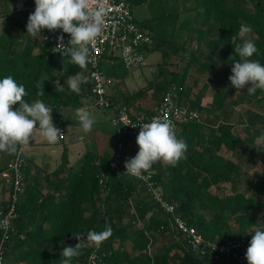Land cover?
Here are the masks:
<instances>
[{
    "label": "trees",
    "instance_id": "trees-1",
    "mask_svg": "<svg viewBox=\"0 0 264 264\" xmlns=\"http://www.w3.org/2000/svg\"><path fill=\"white\" fill-rule=\"evenodd\" d=\"M200 9L204 10L202 25L195 26L192 37L185 40L187 44L196 41L195 49L187 47L186 43L173 47L180 57L169 66L159 67L161 77L169 75L171 78L155 84V96L160 95L162 99L171 94L178 104L198 111L201 116L203 113L214 115L218 120L227 117L232 107L262 105L264 90L257 89L255 94L249 95L248 86L239 92L231 87L229 93L216 90L210 109H206L201 92L193 93L189 76L194 68L192 76H199L194 80L196 84L201 82L198 79L208 75L214 76L211 80L223 88L230 85L228 77L233 60L229 57L235 55V46L243 43L239 34L241 24L252 27L245 38L255 36L252 41L258 49L249 59L264 65V0H198L196 10ZM5 15L2 34L6 38L0 43V79L10 75L18 84H23L28 93L24 100L28 103L41 100L52 109L82 108L81 99L93 96L88 66L81 69L67 63L69 57L62 59L61 55L52 54L47 45H37L26 33L28 16H16L11 11ZM59 31L70 38V34ZM157 50L159 46L154 43L147 54ZM176 55L175 52L172 57ZM183 62L186 66L180 73L177 68ZM171 66L177 67L176 70L169 68ZM77 73L87 77L79 94L72 92L66 83L69 76ZM44 76L47 82L42 80ZM57 84L63 86V91L58 87L55 90ZM148 87L126 94L121 100L113 101L114 105L121 106L122 100L128 105L130 100L142 98ZM16 107L18 105L13 106ZM155 114L156 110H147L144 116L149 118ZM200 122L179 128L177 139L187 145L186 158L176 167L157 161L147 172L153 175L159 194L175 205L178 215L198 229L207 242L226 243L241 237L251 240L253 231L264 230L254 216L255 212H262L264 221V169L254 172L253 183L240 190V165L231 159H222L219 154L228 151L239 159H253V166L258 158L250 155L246 143L235 134V127L229 122L217 128ZM128 143L132 145L126 146L125 160L135 157L139 151L134 140L129 139ZM20 149L21 145L17 151ZM16 153L11 154L9 162ZM114 158L87 150L77 163H72L68 149L64 148L60 165L43 175L38 170L31 177L34 168L27 165L24 192L16 206V217L5 245V264H61L63 247H74L79 242L75 235H86L89 230L104 231L109 226L112 235L100 246V255H106L104 264H223L222 257L202 256L188 246L175 219L156 203L154 194L144 183L114 170L102 186L100 178L111 170ZM262 162L264 164V158ZM6 166L0 168V175ZM1 180L0 177L1 189H7ZM220 184L230 186L231 195L226 199L212 194L211 190ZM8 205V198L3 203L0 201V224ZM137 225L143 227L132 236L130 230ZM130 244L132 246L128 247ZM95 248L82 239L80 255L73 257L71 264H85Z\"/></svg>",
    "mask_w": 264,
    "mask_h": 264
},
{
    "label": "clouds",
    "instance_id": "clouds-1",
    "mask_svg": "<svg viewBox=\"0 0 264 264\" xmlns=\"http://www.w3.org/2000/svg\"><path fill=\"white\" fill-rule=\"evenodd\" d=\"M94 2L97 4L96 7L92 6ZM105 14L103 0H35V10L28 16L26 33L34 39L42 37L40 35L42 29L62 30L63 33L70 34L67 44L64 42L63 34L59 35L52 52L59 53L62 59L67 56L69 63L86 69L90 58L89 45L101 34ZM252 30L250 25H240L239 34L243 43L237 44L234 48L235 55L229 57L233 60L231 63L233 66L228 77L230 86L236 89V92L248 86L249 95L255 94L257 89L264 90V65L258 60L249 59L258 52L254 42L245 38ZM43 39L46 40L47 37ZM236 56L240 59L236 60ZM86 82L87 77L81 73L69 76L66 81L68 88L77 94L81 91V84ZM57 87L63 91L62 85H55V90ZM27 95L24 85L18 84L12 76L0 79L2 152L14 154L19 145H29L36 131L50 144H55L63 136L61 130L53 123L52 110L41 100L26 102L24 97ZM14 105L18 107L14 109ZM75 116L85 133L92 130L96 121L88 110L78 108L75 110ZM130 125L133 128L137 125L140 127L136 137L139 151L135 157L125 160L124 174L140 177L142 172L149 171L157 161L176 167L181 159L186 158L187 145L183 140L177 139L175 125L171 120L157 116L149 123ZM257 139L264 140V135ZM253 232L245 259L247 264H264V230L257 229ZM111 235L110 226L104 231L89 230L86 235H75L79 242L74 247H63L60 252L61 264H71L72 258L80 255L82 239H86L89 245H95L98 249Z\"/></svg>",
    "mask_w": 264,
    "mask_h": 264
},
{
    "label": "built area",
    "instance_id": "built-area-1",
    "mask_svg": "<svg viewBox=\"0 0 264 264\" xmlns=\"http://www.w3.org/2000/svg\"><path fill=\"white\" fill-rule=\"evenodd\" d=\"M106 8L104 16V24L101 34L95 41L89 45L90 58L87 63L89 76L92 81L93 96L96 99V106L104 110H114V124L118 131V142L114 160L111 162V170L104 173L100 178V184L106 185L110 178L111 171H117L119 174H124L126 146L129 139L134 140L140 131L139 125L133 128L130 124L149 123L153 117H161L169 119L175 125L176 137L179 128L193 122H200L202 116L198 111L191 110L188 107L178 104L171 94L164 96L161 99L160 105L156 109V114L152 117L144 115L136 117L131 113V110L126 106L114 105L110 99L108 89L114 84V79L105 75L101 70L103 59L108 56L117 57L122 62L124 68L128 72L147 64V49L154 44L153 35L146 29L140 26L136 21L130 0H103ZM93 7L97 4L94 2ZM35 10V4L28 3L26 0H17L11 13L16 16H29ZM6 18L5 12H0V23ZM62 33L59 30L49 31L41 30L40 43L47 45L49 51L54 55L52 48L57 43V37ZM64 36V35H63ZM43 37H47L46 40ZM70 39V38H69ZM64 36V42L67 44L69 40ZM129 124V125H128ZM64 138L66 130L63 126L58 125ZM27 165L26 154L23 150L17 151L14 159L8 163L4 171L1 173L3 185L8 190V210L1 220L0 224V264L6 263L5 245L9 240L12 221L16 217V206L21 200L22 193L25 188V167ZM128 175V174H125ZM131 176V175H129ZM134 177V176H131ZM138 181L144 183L151 194H154L156 203L163 208L167 214L172 215L175 219L180 232L185 236L188 246L196 253L206 255H217L222 257L223 264H247L245 253L249 246V237H241L226 243H211L207 242L203 235L195 227L189 226L176 211V206L168 202L157 191V183L150 172H142L140 177H134ZM152 247H149L151 251ZM100 247L95 248L87 258L85 264H104V255H100ZM228 262H226V261Z\"/></svg>",
    "mask_w": 264,
    "mask_h": 264
},
{
    "label": "rangeland",
    "instance_id": "rangeland-1",
    "mask_svg": "<svg viewBox=\"0 0 264 264\" xmlns=\"http://www.w3.org/2000/svg\"><path fill=\"white\" fill-rule=\"evenodd\" d=\"M11 0V4H12ZM132 3L133 0H130ZM148 2L143 9L140 7H134L133 12L135 17L140 21L144 22V29L148 30L154 37L155 46H159V50L155 53H150L147 56V64L135 69L132 72H128L119 61L118 58L113 60V65L107 61L103 62L101 65V70L107 76L110 73H114L117 79L114 81V87L118 89V92L131 93L142 87H148L150 83H154L153 86L148 87V91L145 96L141 99V105H134V111H139V108H147L149 110L155 111L158 107V103L161 96H155V84L162 83L165 78H171L169 75L160 76L159 67L169 66L172 61L180 57L178 51L172 50L173 47L184 44L187 42V37H192L193 28L197 25L200 20L202 21L203 15L199 14L196 10L198 0H146ZM200 19V20H199ZM200 21V22H201ZM200 24V23H199ZM4 31L3 23H0V43L6 38L2 33ZM255 39V36L251 38ZM189 43V42H188ZM194 45L196 47V42H190L187 47ZM21 46H19L20 48ZM20 50V49H19ZM172 51V52H171ZM176 52V56H173ZM182 56V55H181ZM172 57V58H171ZM173 59V60H172ZM186 62L180 63L178 68L171 66L169 68L175 69L182 73L185 69ZM190 82L189 85L193 93L201 92L203 96V105L206 109H210L211 100L213 99L214 92L218 89L231 91V86L228 84L227 87L216 84L211 79L214 76H206L198 79L201 81L199 84L194 83V80L199 76H192L195 73L194 68L190 70ZM44 82H47V76L42 78ZM113 87V88H114ZM109 93L113 91L112 88L108 89ZM88 103L96 105L95 97L89 99ZM46 105V104H45ZM90 105V104H89ZM56 114L57 117L61 115L60 108L52 109L50 106L46 105ZM261 106V107H260ZM260 106H238L232 107L228 110L227 117L216 119L213 115L208 116L206 113L202 114L201 124L204 126H210L212 128H217L219 124L229 122L235 127V134L239 136L245 143L250 155L258 158V163L253 166V159H239L234 153L224 151L220 153V157L224 160L231 159L240 165V174L242 180V186L240 190H243L246 186H249L255 180L254 172H261L264 169V164L262 159L264 158V140H259L258 137L263 131L264 124V103ZM76 109H65L64 117L73 120V132L70 133L65 139H58L59 142H66L67 145L73 146L77 149V152L82 151L84 148L89 150L97 151L100 155L105 158H111L115 155L116 144L118 141V134L116 128L112 122L113 110H104L94 106L92 108L93 112L91 116L95 119V124L90 132L85 133L80 127L79 121L75 116ZM141 111V110H140ZM115 118V117H114ZM84 134V140L79 139L80 135ZM11 159V154L7 152L0 151V168L8 164ZM214 196L220 199H226L231 195L230 186L227 184H220L214 187L212 190ZM255 219L258 225L264 226V221L262 219V212L254 213ZM143 225H137L135 228L130 230L133 236L135 232L140 231ZM260 228V227H258ZM257 229V228H256ZM130 244L128 247H131ZM136 252H134L135 254ZM226 261V260H225ZM228 262V261H226Z\"/></svg>",
    "mask_w": 264,
    "mask_h": 264
},
{
    "label": "crops",
    "instance_id": "crops-1",
    "mask_svg": "<svg viewBox=\"0 0 264 264\" xmlns=\"http://www.w3.org/2000/svg\"><path fill=\"white\" fill-rule=\"evenodd\" d=\"M16 1L17 0H13L12 1V4H11V0H1L0 1V12H5L6 13L8 11H11V9L14 7ZM26 1L28 3L35 4V0H26ZM147 3L148 2H146V0H133V2L131 3L132 11H133V8L134 7L135 8L136 7H140L141 9H143L144 6ZM197 11H199V14L200 15H203L204 14V10H202V9L197 10ZM133 15H134V12H133ZM134 17H135V15H134ZM135 19H136V21L139 24L144 23V22H140L136 17H135ZM200 21L196 25L198 28L200 27V25H202V21L201 22ZM1 23H3V25H4V21L1 22ZM143 26H141V27H143ZM34 40H35V42H36L37 45L40 44V39H34ZM37 48L38 47H36V50H37ZM192 49H194V45L192 46ZM105 61H107V62L110 61V63L113 65V60L110 57H107L106 56L103 59L102 63L105 62ZM119 61H120V59H119ZM66 62L68 63V59L66 60ZM109 77H111L112 79H114V81L116 80V82H117V79H116V76H115L114 73H112V74L110 73V76ZM113 87H114V85H112L110 87V88L113 89L112 92L109 93V91H108L109 97H110V99L112 101H119L124 96H126V94H128V93H125L123 91L120 93V92H118V89L116 87H114V88ZM136 91H138V90H136ZM136 91H134V92H136ZM134 92H131V93H134ZM92 97H94V96H92ZM92 97H90L89 99H91ZM142 98L139 97L137 99L130 100L128 102V105L125 103L124 100H122V103L120 105H123V106L128 107L131 110V113H132L133 116H137L138 117V116H141V115H145L147 113V110H149L147 108H139L138 109L139 111L133 112L134 111L133 110L134 109V105H141V101H142L141 99ZM89 99H87V98H82L81 99V101H82V108H85L86 110L89 111L90 114H92V112H93L92 108L94 106H96V105H93L91 103H88ZM211 102H212V100H211ZM59 108H60V111H61V115L59 117H57L56 114L53 113V123L55 124V120H57V127H58V125H61V126H63L65 128L66 135H65L64 138H60V139H65L68 135H70V133L73 132V126H74V124L72 122L73 120L71 119V115L70 114H69V118L64 117V110L65 109H74V108H70V107H59ZM112 115H113L112 116V122H113V125H114V127L116 128V131H117V127L114 124V117H115L114 110H113V114ZM117 134H118V131H117ZM79 137H80L79 139L84 140V134L80 135ZM116 147H117V144H116ZM64 148H67L68 149L70 161L72 163H77L79 161V159L83 156V154L87 150H89L88 148H84L82 151L79 150V152L76 153L77 152V149H74L73 146L67 145L66 142H59V141H57L55 144H50V143L47 142V140L44 137H42L39 134L38 131L35 132L32 141H30V144L27 145V146L21 145V149L20 150H23L24 153L26 154V157H27V165H31L34 168L33 171H32V173H31V177H34L38 173V170H41V175H43L45 173V171H51L56 166L60 165V163H61V157H62ZM89 151H93V150H89ZM93 152L99 153L98 150L97 151H93ZM115 154H116V151H115ZM113 156H115V155H113ZM25 171H26V167H25ZM0 189H1V187H0ZM7 198H8L7 189H5V188H3V190L1 189V192H0V201H1V203L5 202L7 200Z\"/></svg>",
    "mask_w": 264,
    "mask_h": 264
}]
</instances>
